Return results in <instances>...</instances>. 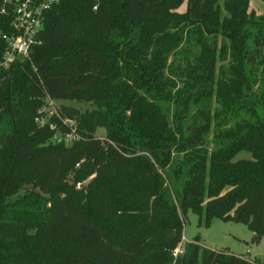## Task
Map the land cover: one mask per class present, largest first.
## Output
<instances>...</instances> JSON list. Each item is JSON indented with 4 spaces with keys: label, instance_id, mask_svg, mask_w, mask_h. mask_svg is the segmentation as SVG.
<instances>
[{
    "label": "trees",
    "instance_id": "16d2710c",
    "mask_svg": "<svg viewBox=\"0 0 264 264\" xmlns=\"http://www.w3.org/2000/svg\"><path fill=\"white\" fill-rule=\"evenodd\" d=\"M13 19L0 0V264H172L189 210L264 237V16L250 0H60L31 58L2 67ZM45 99L94 105L60 107L74 142L37 125ZM178 264L254 263L188 243Z\"/></svg>",
    "mask_w": 264,
    "mask_h": 264
},
{
    "label": "rangeland",
    "instance_id": "374dc122",
    "mask_svg": "<svg viewBox=\"0 0 264 264\" xmlns=\"http://www.w3.org/2000/svg\"><path fill=\"white\" fill-rule=\"evenodd\" d=\"M250 8L256 12L257 15H264V2L261 0H250ZM186 9V2L181 6V10ZM62 105H71L84 111L91 109L94 105L88 101H81L78 99H45L43 106L38 110L39 115L36 118L37 125L44 126L49 124V127L58 131L59 123L64 125L67 130L57 132L54 140L62 139L69 143L65 137L70 132L68 122H65L59 117V109ZM78 133V132H77ZM97 135L101 138L106 137L104 128H99ZM250 157V153L242 152L236 158ZM92 177H89L84 182L78 183L77 188L87 185ZM33 185L26 184L21 187L11 200H15L20 195L31 190ZM184 219L183 234L187 238V244L200 245L202 249L207 248L215 251H222L227 255L235 254L244 260L254 264H262L264 261V237L256 236L248 225L236 221H223L217 217L212 219L209 227L199 224V216L192 210H189L186 216H181ZM258 240L256 241V238ZM187 244L185 245L187 247ZM178 258H173L172 264H178Z\"/></svg>",
    "mask_w": 264,
    "mask_h": 264
},
{
    "label": "built area",
    "instance_id": "2783aa9c",
    "mask_svg": "<svg viewBox=\"0 0 264 264\" xmlns=\"http://www.w3.org/2000/svg\"><path fill=\"white\" fill-rule=\"evenodd\" d=\"M60 0H5L14 6L13 27L14 32L4 35L6 49L3 54L1 66L9 67L18 60L31 58L32 50L42 43L41 34L44 29L45 13ZM97 7H95L96 9ZM264 16V15H263ZM68 122L70 132L65 136L69 143L79 138L76 131V123L70 119ZM62 141V139H58ZM187 238L183 234L178 245L173 249L175 260L186 252Z\"/></svg>",
    "mask_w": 264,
    "mask_h": 264
},
{
    "label": "water",
    "instance_id": "95a60500",
    "mask_svg": "<svg viewBox=\"0 0 264 264\" xmlns=\"http://www.w3.org/2000/svg\"><path fill=\"white\" fill-rule=\"evenodd\" d=\"M258 240V237L256 238V241Z\"/></svg>",
    "mask_w": 264,
    "mask_h": 264
}]
</instances>
